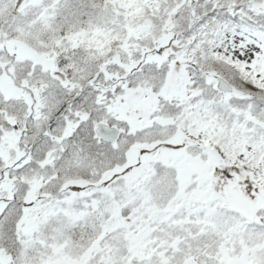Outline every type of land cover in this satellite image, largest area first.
<instances>
[{
    "label": "snow or ice",
    "instance_id": "snow-or-ice-1",
    "mask_svg": "<svg viewBox=\"0 0 264 264\" xmlns=\"http://www.w3.org/2000/svg\"><path fill=\"white\" fill-rule=\"evenodd\" d=\"M0 264H264V0H0Z\"/></svg>",
    "mask_w": 264,
    "mask_h": 264
}]
</instances>
